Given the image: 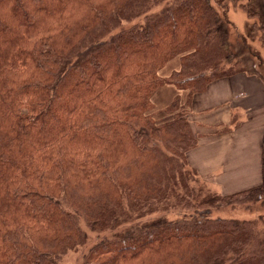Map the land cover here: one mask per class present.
<instances>
[{"label": "trees", "instance_id": "16d2710c", "mask_svg": "<svg viewBox=\"0 0 264 264\" xmlns=\"http://www.w3.org/2000/svg\"><path fill=\"white\" fill-rule=\"evenodd\" d=\"M263 65L264 0H0V264L92 234L80 264H264V212L222 213L264 207V142L261 184L228 194L187 159L193 97ZM167 83L188 96L159 118Z\"/></svg>", "mask_w": 264, "mask_h": 264}, {"label": "crops", "instance_id": "0c3cea01", "mask_svg": "<svg viewBox=\"0 0 264 264\" xmlns=\"http://www.w3.org/2000/svg\"><path fill=\"white\" fill-rule=\"evenodd\" d=\"M181 65L180 57L169 60L160 70L169 76ZM178 95L186 103L188 91L167 83L153 96L157 117ZM192 132L197 144L187 153L189 164L200 175L215 174L223 167V180L234 181L236 192L262 182V146L264 142V80L247 72H238L212 81L197 93L188 106ZM206 171V172H205ZM206 178V177H205ZM233 186V187H234Z\"/></svg>", "mask_w": 264, "mask_h": 264}, {"label": "rangeland", "instance_id": "374dc122", "mask_svg": "<svg viewBox=\"0 0 264 264\" xmlns=\"http://www.w3.org/2000/svg\"><path fill=\"white\" fill-rule=\"evenodd\" d=\"M229 6L230 7L227 12L229 18L235 22L239 30H243L245 22L247 20L245 11L238 6H233L231 4ZM258 45L259 44H257V46ZM192 168L195 169L194 167ZM222 169L223 167H215V172H214L215 174H204L203 176L200 175L198 171L195 169L198 175V179H199L198 184H201L206 191L225 193V194L232 193V192L227 191L226 189L229 190L230 188L231 189L235 188L236 186H234L235 185L234 181L223 180L224 175L221 174ZM261 212H264V207L255 208L253 210L247 209L245 207H236L235 210L228 208V210L222 213L227 216L229 215V216H236V217H241V218H252V217L257 216ZM170 217L174 218L176 216L174 213H171ZM95 238H96V235L92 234V238L86 245L80 247V249L78 250L69 251L65 253L61 257L60 264H80L82 262L84 254L87 252L90 245L94 243Z\"/></svg>", "mask_w": 264, "mask_h": 264}]
</instances>
